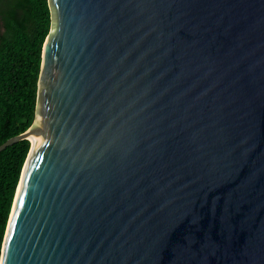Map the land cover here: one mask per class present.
Instances as JSON below:
<instances>
[{
	"label": "water",
	"instance_id": "water-1",
	"mask_svg": "<svg viewBox=\"0 0 264 264\" xmlns=\"http://www.w3.org/2000/svg\"><path fill=\"white\" fill-rule=\"evenodd\" d=\"M0 264H264V0H48Z\"/></svg>",
	"mask_w": 264,
	"mask_h": 264
},
{
	"label": "trees",
	"instance_id": "trees-1",
	"mask_svg": "<svg viewBox=\"0 0 264 264\" xmlns=\"http://www.w3.org/2000/svg\"><path fill=\"white\" fill-rule=\"evenodd\" d=\"M51 31L48 0H0V145L35 120L42 49ZM31 142L0 153V260L15 194Z\"/></svg>",
	"mask_w": 264,
	"mask_h": 264
}]
</instances>
